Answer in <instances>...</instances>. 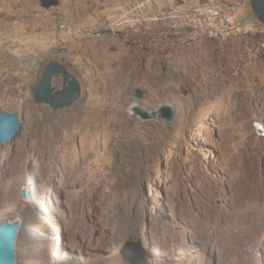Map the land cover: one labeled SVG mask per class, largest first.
I'll list each match as a JSON object with an SVG mask.
<instances>
[{
	"label": "rangeland",
	"instance_id": "374dc122",
	"mask_svg": "<svg viewBox=\"0 0 264 264\" xmlns=\"http://www.w3.org/2000/svg\"><path fill=\"white\" fill-rule=\"evenodd\" d=\"M202 6L231 16L225 37L188 27ZM50 62L81 85L61 110L34 97ZM0 111L22 126L0 145L16 264H264V25L251 0H0Z\"/></svg>",
	"mask_w": 264,
	"mask_h": 264
},
{
	"label": "water",
	"instance_id": "95a60500",
	"mask_svg": "<svg viewBox=\"0 0 264 264\" xmlns=\"http://www.w3.org/2000/svg\"><path fill=\"white\" fill-rule=\"evenodd\" d=\"M42 6L49 9L52 6H57L59 0H41ZM251 5L255 17L264 25V0H251ZM63 77L64 87L56 90L52 86V81L55 76ZM142 90L137 89L134 96L138 99L143 97ZM81 96V85L77 77L72 74L60 62H50L45 65L42 77L34 92V97L37 103L47 104L54 110H61L76 103ZM132 111L143 120L158 118L159 120H172V115L169 108L164 107L162 113L158 111H146L136 105ZM169 111L168 113H165ZM22 126L19 121L18 113H4L0 111V145H5L7 142L17 136ZM23 197H28V191L23 190ZM21 228L19 219L7 221L0 225V264H16V243L18 233ZM129 261V260H128ZM130 259L131 264H144Z\"/></svg>",
	"mask_w": 264,
	"mask_h": 264
},
{
	"label": "built area",
	"instance_id": "2783aa9c",
	"mask_svg": "<svg viewBox=\"0 0 264 264\" xmlns=\"http://www.w3.org/2000/svg\"><path fill=\"white\" fill-rule=\"evenodd\" d=\"M142 6L138 8L135 7L133 10L136 9V11H138L137 9L141 8ZM133 14L134 12L132 13V16ZM186 17L188 19V27L203 29V36H205V38H207L208 40H218L225 37L230 31V27L233 25V19L231 18V16L214 6L199 7L192 10V12L187 14ZM148 19L153 23H155L154 21H157L158 19L162 20L161 18L149 16H147V18H141L139 14V18L136 21L143 22L144 20L148 21ZM117 25H119V23H117ZM168 26L170 30H174L176 31V33L184 32V27L180 26L175 19H172L171 24L168 22Z\"/></svg>",
	"mask_w": 264,
	"mask_h": 264
},
{
	"label": "bare ground",
	"instance_id": "6f19581e",
	"mask_svg": "<svg viewBox=\"0 0 264 264\" xmlns=\"http://www.w3.org/2000/svg\"><path fill=\"white\" fill-rule=\"evenodd\" d=\"M256 196H257V195H256ZM256 223H258V222H256ZM255 226H257V227H258L259 225H258V224H256ZM238 227H239V226H238ZM262 227H264V226H262ZM254 230H255V229H254ZM259 230H260V229H259ZM208 235H209V234H208ZM211 235H212V234H211ZM208 241H211V238H209V239H208ZM245 243H246V242H245ZM241 244H242V243H241ZM243 244H244V243H243ZM209 247H210V246H209ZM242 248H243V247H242ZM238 249H239V248H238ZM239 251H240V250H239Z\"/></svg>",
	"mask_w": 264,
	"mask_h": 264
}]
</instances>
